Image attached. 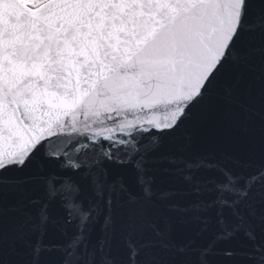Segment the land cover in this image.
I'll return each instance as SVG.
<instances>
[{
	"label": "snow or ice",
	"instance_id": "obj_1",
	"mask_svg": "<svg viewBox=\"0 0 264 264\" xmlns=\"http://www.w3.org/2000/svg\"><path fill=\"white\" fill-rule=\"evenodd\" d=\"M0 264H264V0H0Z\"/></svg>",
	"mask_w": 264,
	"mask_h": 264
}]
</instances>
